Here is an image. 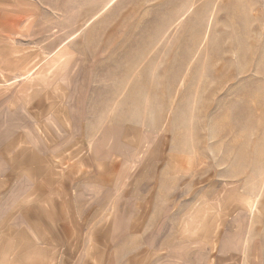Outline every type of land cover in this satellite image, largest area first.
Returning a JSON list of instances; mask_svg holds the SVG:
<instances>
[{"label":"rangeland","instance_id":"1","mask_svg":"<svg viewBox=\"0 0 264 264\" xmlns=\"http://www.w3.org/2000/svg\"><path fill=\"white\" fill-rule=\"evenodd\" d=\"M60 193L31 264H264V0H0V212Z\"/></svg>","mask_w":264,"mask_h":264},{"label":"crops","instance_id":"2","mask_svg":"<svg viewBox=\"0 0 264 264\" xmlns=\"http://www.w3.org/2000/svg\"><path fill=\"white\" fill-rule=\"evenodd\" d=\"M37 173L38 171H34ZM89 189V188H88ZM79 190V189H77ZM44 191V189H43ZM149 192V188L145 190ZM59 199L40 202L39 205L34 206V212L37 214L45 215V219L32 221L30 218L32 215L26 214V219L21 222H15L12 218L13 214L11 210L3 209L0 212V264H15V258L11 260V257L16 255V259H20L19 264H31L32 260V251H38L40 255L45 254H58L61 250H58V245L62 248V227L61 222L56 219L58 216L61 219V208H64L66 201L67 204L72 203L71 200H65L64 193H60ZM77 196L79 194H76ZM75 195V196H76ZM144 197V194L142 195ZM143 202H139L143 206L152 207L157 203H154V197L150 194L143 199ZM156 202L158 200L156 199ZM45 204V205H44ZM61 207V208H60ZM42 209V210H41ZM41 214V215H42ZM36 215V214H35ZM136 221H140L137 220ZM141 223H145V219H141ZM2 233V235H1ZM54 239L53 246L38 245L36 240L40 239ZM19 239H27L29 242H23L19 245L16 244V241ZM34 242V243H33ZM33 244L35 248L31 245ZM38 248V249H37ZM15 253V254H14ZM145 255V254H144ZM30 256V257H27ZM49 256V255H48ZM17 264V263H16ZM39 264H43L40 262Z\"/></svg>","mask_w":264,"mask_h":264}]
</instances>
